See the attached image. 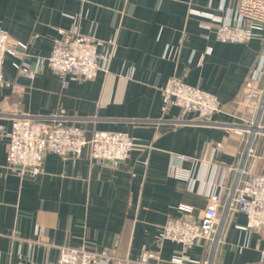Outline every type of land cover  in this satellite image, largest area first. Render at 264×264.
<instances>
[{
	"label": "crops",
	"instance_id": "0c3cea01",
	"mask_svg": "<svg viewBox=\"0 0 264 264\" xmlns=\"http://www.w3.org/2000/svg\"><path fill=\"white\" fill-rule=\"evenodd\" d=\"M239 2L0 0V26L12 41L28 44L25 60L32 68L50 56L75 16L83 34L118 44L107 72L66 86L48 67L22 78L16 58L7 56L0 127L8 132L26 116L58 118L82 128L87 139L96 131L124 132L137 144L118 168L94 164L86 147L76 159L47 154L43 171L33 176L8 167L10 140L2 134L0 264H58L62 247L107 251L130 262L150 252L157 264H173L183 254L181 244L160 235L171 218L184 216L181 204L194 208L190 219L200 220L210 184L222 176L212 164L241 161L244 137L235 131L246 125L243 119H260L259 152L264 145V110L256 116L244 94L264 41L216 37L220 21L233 20ZM172 79L215 95L225 112L200 120L177 106L165 109L163 89ZM247 223L243 213L226 220L215 264H264V233ZM210 254L209 243L195 245L185 264H203ZM127 261L111 264H135Z\"/></svg>",
	"mask_w": 264,
	"mask_h": 264
},
{
	"label": "built area",
	"instance_id": "2783aa9c",
	"mask_svg": "<svg viewBox=\"0 0 264 264\" xmlns=\"http://www.w3.org/2000/svg\"><path fill=\"white\" fill-rule=\"evenodd\" d=\"M217 40L229 43H248L254 39L264 41V0H240L233 20L220 21L216 32ZM118 50L117 39L101 40L95 35L81 32L80 18L75 16L69 30L61 31L54 41L48 57L37 59V68H32L25 60L28 44L12 41L10 35L0 26V84L3 82V66L7 56L16 58V70L33 78L38 72L50 68L58 74L63 85L69 81L94 80L99 71L107 72ZM165 109L180 107L183 113H196L200 120H208L213 115L224 113L226 105L213 94L192 87L181 80L172 79L163 89ZM244 94L248 96L251 112L257 116L264 110V51L245 83ZM236 102V101H235ZM246 125L236 129L244 137L241 161L238 164H212L214 173H221L219 182H212L207 192L209 203L199 221L190 219L194 208L181 204L178 210L184 214L171 218L160 235L161 239L181 244L183 254L174 259L173 264L189 261L187 252L201 243H209L211 254L203 264H215L214 258L222 245V226L233 214L247 216L246 228L264 233V145L258 151L257 137L263 132L259 118L243 119ZM9 138L7 165L19 174L33 176L43 171L45 157L54 153L62 158H79L86 147L90 148L94 164H109L118 168L129 159L137 146L128 133L96 131L87 139L82 128L68 125L58 118L36 119L30 116L16 118L10 131L0 127V136ZM218 147H223L218 144ZM182 162L192 159L180 157ZM260 164V170H257ZM177 175L183 177L179 172ZM235 174L232 181L227 177ZM215 175V174H214ZM157 257L144 252L137 261L118 258L107 251L97 252L87 248L62 247L58 264H111L128 263L157 264Z\"/></svg>",
	"mask_w": 264,
	"mask_h": 264
},
{
	"label": "water",
	"instance_id": "95a60500",
	"mask_svg": "<svg viewBox=\"0 0 264 264\" xmlns=\"http://www.w3.org/2000/svg\"><path fill=\"white\" fill-rule=\"evenodd\" d=\"M22 78H25V74L23 72L20 73Z\"/></svg>",
	"mask_w": 264,
	"mask_h": 264
}]
</instances>
